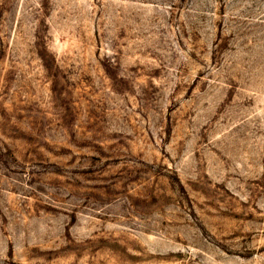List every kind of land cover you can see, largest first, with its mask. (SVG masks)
<instances>
[{"label":"rangeland","instance_id":"1","mask_svg":"<svg viewBox=\"0 0 264 264\" xmlns=\"http://www.w3.org/2000/svg\"><path fill=\"white\" fill-rule=\"evenodd\" d=\"M0 264H264V0H0Z\"/></svg>","mask_w":264,"mask_h":264}]
</instances>
